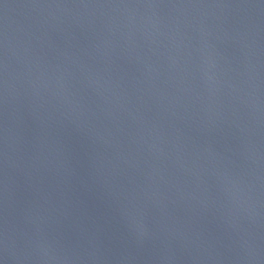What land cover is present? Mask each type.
I'll use <instances>...</instances> for the list:
<instances>
[{"label": "water", "instance_id": "obj_1", "mask_svg": "<svg viewBox=\"0 0 264 264\" xmlns=\"http://www.w3.org/2000/svg\"><path fill=\"white\" fill-rule=\"evenodd\" d=\"M0 264H264V0H0Z\"/></svg>", "mask_w": 264, "mask_h": 264}]
</instances>
